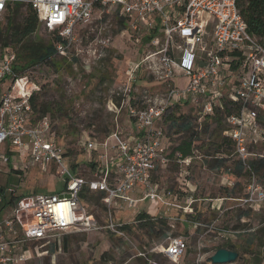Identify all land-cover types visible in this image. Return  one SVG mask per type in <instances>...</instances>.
<instances>
[{"label":"built area","instance_id":"2783aa9c","mask_svg":"<svg viewBox=\"0 0 264 264\" xmlns=\"http://www.w3.org/2000/svg\"><path fill=\"white\" fill-rule=\"evenodd\" d=\"M15 1L19 0H0V14L8 2ZM20 1L60 36L53 57L72 44L78 25L89 22L94 10L105 6L126 20L137 41L143 40V53L129 62L122 94L116 92L117 97L122 95L119 106L126 108L134 134L124 138L113 131L103 141L83 142L88 152L97 151L88 162L92 177L85 180L78 174L80 167L72 168L48 117L33 120L30 98L38 88L26 69L13 71L16 54L9 46L4 48L0 58V264H25L29 245L49 243L66 233L105 230L128 240L130 228L146 221L139 217L144 202L163 209L162 215L148 214L149 219H162L169 227L181 222L194 231L205 229L221 242L249 231L221 226L219 219L228 211L253 213L260 219L257 228H264V39L248 32L236 0ZM195 60L200 65L194 67ZM176 76L186 77L184 86L176 85ZM179 104L190 106L201 118L226 110L222 135L232 148L202 158L197 148L189 156L174 150L160 122ZM193 164L217 180L221 191L206 199L214 216L205 222L189 219L197 199L188 196L185 204L175 199L176 188L188 192L193 185ZM170 165L177 168L173 187L153 179ZM34 166L47 173L54 169L63 178L64 190L25 193L10 182ZM85 187L102 195L103 222L82 204L80 193ZM127 210L128 216H120ZM165 236L160 252L177 262L188 249V240L168 231ZM201 248L199 243L197 249ZM215 250L209 252L206 264H214Z\"/></svg>","mask_w":264,"mask_h":264},{"label":"rangeland","instance_id":"374dc122","mask_svg":"<svg viewBox=\"0 0 264 264\" xmlns=\"http://www.w3.org/2000/svg\"><path fill=\"white\" fill-rule=\"evenodd\" d=\"M24 14L25 5L14 15L13 22H22ZM6 26L7 16L4 12L0 14V36ZM53 32L57 31L49 30L39 21L36 31L25 41L30 45L47 46L53 42ZM137 39L129 30L126 20L113 7L105 6L95 9L89 22L76 27L74 41L63 54H56L52 60L26 69L28 78L38 88V102L47 104L49 108L46 116L57 140L65 146L71 164L80 167L78 174L85 180L92 177L88 162L96 157L97 151L88 152L83 148V142L103 141L113 131L120 132L124 138L134 134L126 108L119 106L122 95L117 97L116 92L122 94L120 88L125 83L129 62L138 60L143 53V40ZM9 47L18 55L17 46L10 44ZM3 53L4 48L0 45V58ZM17 63L22 65V61ZM175 81L180 85L184 83V79ZM172 121L192 122L196 132L195 144L201 158L214 152L217 138L225 130L223 118L219 121H215L213 115L201 118L190 106L181 105L168 110L160 122L171 143H175L181 133H177L176 127L170 126ZM32 168L20 177H12L10 182L19 184V189L25 193L59 194L64 190L63 178L57 176L54 169L47 173L39 171L36 166ZM176 169L170 165L155 174L153 179L160 180L164 186L173 187ZM191 169V182L197 190L193 198L197 201L192 204L193 211L189 219L205 222L211 218L210 215L214 216L207 209L206 199L219 195L221 191L216 180V185H209L211 175L200 165L193 164ZM180 190H174L175 199L185 204L190 192ZM93 194L96 192L88 193L82 204L90 214L103 222L106 209L101 199L97 205L92 203ZM237 215V211L224 214L230 218H236ZM147 229L132 226L128 240L101 230L63 235L49 243L34 242L29 245V258L25 264H199L201 260L206 264L209 252L215 246L224 244L205 229L194 231L191 225L185 224L183 227L181 222H177L166 231L186 237L189 245L184 255L177 262H172L160 252L166 234L157 236ZM263 231L257 230L258 234L251 244L254 247H247V236H238L236 243L245 245L248 252L246 256L238 253L241 260L231 264H264ZM199 243L202 246L200 250L197 249Z\"/></svg>","mask_w":264,"mask_h":264},{"label":"trees","instance_id":"16d2710c","mask_svg":"<svg viewBox=\"0 0 264 264\" xmlns=\"http://www.w3.org/2000/svg\"><path fill=\"white\" fill-rule=\"evenodd\" d=\"M23 5H25L23 20L19 24H15L12 18L18 13L19 9ZM236 6L247 24L248 32L259 39H264V0H236ZM4 12L7 16V26L6 30L1 33L0 45L3 48L8 47L10 44L17 46L18 55L16 54L13 71L20 73L34 65L53 59V55L56 51L55 43L61 40L57 32H53L55 33L52 38L53 42L47 46L30 45L25 41L28 36L32 35L36 31L39 23L36 12L28 3H23V1L20 0L8 2ZM233 55L237 56L236 53H233ZM18 61H22V65H18ZM38 94L39 92L36 91L30 98L34 121L46 116V113L49 110L47 104L38 102ZM179 106H181V104L174 105V107ZM225 112L226 110H215L213 114L214 120L219 121L222 119ZM209 116L210 115H207L206 117ZM170 126L176 127L177 133L181 132L179 134L180 136L178 135L177 140L174 143V150L181 152L183 156H189L192 154V150L194 148L198 149L197 144H195L196 132L193 130V124L191 121H187L186 123L172 121ZM214 146L216 151L223 152H228L232 148L231 141L222 134L217 138ZM71 166L72 168L75 167V165L72 164ZM88 193H90V191L87 187H85L80 193V199L86 200ZM101 197L102 195L99 193L93 194L91 197L92 203L97 205ZM139 217L146 218V221L138 224V226L147 227L148 232H154L157 236L166 234V230L169 228L164 220H151L149 219V215L146 213H141ZM214 248H227L236 251L233 245L227 243L217 245Z\"/></svg>","mask_w":264,"mask_h":264},{"label":"crops","instance_id":"0c3cea01","mask_svg":"<svg viewBox=\"0 0 264 264\" xmlns=\"http://www.w3.org/2000/svg\"><path fill=\"white\" fill-rule=\"evenodd\" d=\"M193 65H194V67H196V66L200 65V62H198L197 60H195L193 62ZM185 78L186 77H184V76H176V79H179V80L180 79H184V83L182 85H180L178 82L175 81L176 82V85L179 86V87L184 86V84L186 83V79ZM232 78H236V77L233 76ZM157 86L158 85H154L153 87L156 88ZM224 93L227 94L228 93V89H226ZM1 178L2 177H0V180H1ZM214 181H215V179H213L212 181H210L209 182V185L214 186L213 184H215L217 182V180H216V182H214ZM188 191L190 192V194H188V196H194L196 194V192H197L195 184H193L189 188ZM180 192H179V194H180ZM141 207L144 209V213H146V214H152V215H154V214L155 215L156 214L162 215L163 214V209L162 208L157 207V206H154V205L149 204L147 202L142 203L141 204ZM123 212H122V214L120 216H128L129 215V210L123 211ZM228 212H231V211H228ZM219 222H220L221 226H223V227L233 226V228H246V229H248L249 231H247V232L242 233V234L239 235V236L242 235V236H247L248 237L247 238V241H246L247 247L248 246H253L254 247L255 245L254 244L251 245V244H252V241L255 240V236L258 234L257 233V230H264L263 227L257 228L256 225H258V223L260 222V219L258 218V216H256L253 213H250V212H244V213L238 212V215H237L236 218L235 217L234 218H230L228 216H222V217H220ZM166 224H167V222H166ZM182 225L184 227L185 226V223H182ZM69 234H75V233H66V234H64V236H67ZM237 238L238 237H236L235 239H230V241L223 242V243H227V244L233 245L234 248L236 249L237 253H244L243 256H246V254L248 252L246 250V246L243 245V244L236 243Z\"/></svg>","mask_w":264,"mask_h":264},{"label":"water","instance_id":"95a60500","mask_svg":"<svg viewBox=\"0 0 264 264\" xmlns=\"http://www.w3.org/2000/svg\"><path fill=\"white\" fill-rule=\"evenodd\" d=\"M211 260L214 264H229L232 262H239L241 257L234 250L227 248H218L211 256Z\"/></svg>","mask_w":264,"mask_h":264}]
</instances>
